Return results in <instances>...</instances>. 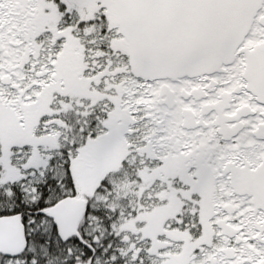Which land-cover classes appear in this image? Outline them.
<instances>
[{"label":"snow or ice","instance_id":"1","mask_svg":"<svg viewBox=\"0 0 264 264\" xmlns=\"http://www.w3.org/2000/svg\"><path fill=\"white\" fill-rule=\"evenodd\" d=\"M0 264H264V0H0Z\"/></svg>","mask_w":264,"mask_h":264}]
</instances>
